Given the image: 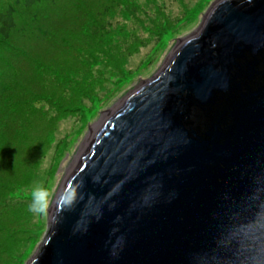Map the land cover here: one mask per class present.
Masks as SVG:
<instances>
[{"label":"water","instance_id":"obj_1","mask_svg":"<svg viewBox=\"0 0 264 264\" xmlns=\"http://www.w3.org/2000/svg\"><path fill=\"white\" fill-rule=\"evenodd\" d=\"M65 188L28 264H264V0L215 3Z\"/></svg>","mask_w":264,"mask_h":264},{"label":"trees","instance_id":"obj_2","mask_svg":"<svg viewBox=\"0 0 264 264\" xmlns=\"http://www.w3.org/2000/svg\"><path fill=\"white\" fill-rule=\"evenodd\" d=\"M126 4L0 0V264H18L36 239L29 201L18 195L48 155L41 150L46 127L35 113L43 102L55 100L73 112V101H80L75 95L91 86L86 61L107 57L104 44L114 25L121 14L129 18Z\"/></svg>","mask_w":264,"mask_h":264},{"label":"rangeland","instance_id":"obj_3","mask_svg":"<svg viewBox=\"0 0 264 264\" xmlns=\"http://www.w3.org/2000/svg\"><path fill=\"white\" fill-rule=\"evenodd\" d=\"M220 1L127 0L129 18L121 14L119 24L114 25L104 44L107 57L86 61L87 76L93 83L82 86L75 95L80 101L77 103L76 98L73 107L70 105L73 112L66 111L64 102L56 100L39 106L35 115L40 127H46L43 130L46 142L41 150H47L48 155L41 160L33 180L18 195L30 203L31 188L38 181L48 187L53 202L47 214H32L36 239L23 249L18 264H28L37 253L48 232L55 198L104 118L157 76L179 42L198 32L209 11ZM61 80L64 84L69 81ZM49 83L53 85L52 80Z\"/></svg>","mask_w":264,"mask_h":264},{"label":"clouds","instance_id":"obj_4","mask_svg":"<svg viewBox=\"0 0 264 264\" xmlns=\"http://www.w3.org/2000/svg\"><path fill=\"white\" fill-rule=\"evenodd\" d=\"M74 199V193L65 188L55 198L56 207L63 210L66 206H70ZM30 203L28 211L36 216L45 215L49 212L52 204L51 193L46 185L41 182H35L31 188Z\"/></svg>","mask_w":264,"mask_h":264},{"label":"bare ground","instance_id":"obj_5","mask_svg":"<svg viewBox=\"0 0 264 264\" xmlns=\"http://www.w3.org/2000/svg\"><path fill=\"white\" fill-rule=\"evenodd\" d=\"M144 86H145V85H143V86L140 87V88H143ZM123 103H124V102H123ZM120 105H121V104H120ZM120 105H119V106H120ZM111 113H112V112H110V114H111ZM110 114L108 115L109 117H110ZM109 117H105V118H104L103 123L100 124V125L98 126V128H97V130H96V133H97V131L103 126V124L108 120ZM96 133H95V134H96ZM72 169H73V168H72ZM72 169H71V170H72ZM70 172H71V171H70ZM69 174H70V173H69ZM63 184H64V183H63ZM62 186H63V185H62Z\"/></svg>","mask_w":264,"mask_h":264}]
</instances>
